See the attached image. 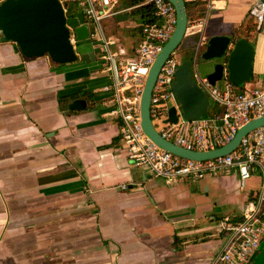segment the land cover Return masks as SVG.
Masks as SVG:
<instances>
[{"label": "crops", "instance_id": "1", "mask_svg": "<svg viewBox=\"0 0 264 264\" xmlns=\"http://www.w3.org/2000/svg\"><path fill=\"white\" fill-rule=\"evenodd\" d=\"M143 1L120 0L99 29L89 25L97 33L81 51L106 47L91 63L28 58L0 33V264H213L228 234L221 220H240L264 192L262 167L243 182L232 168L167 184L129 158L103 87L142 38ZM256 1L187 0L179 52L212 35L247 38L253 77L240 87L264 84ZM84 22L81 13L68 17L69 26ZM196 57H187L195 75L206 76L213 61Z\"/></svg>", "mask_w": 264, "mask_h": 264}, {"label": "built area", "instance_id": "2", "mask_svg": "<svg viewBox=\"0 0 264 264\" xmlns=\"http://www.w3.org/2000/svg\"><path fill=\"white\" fill-rule=\"evenodd\" d=\"M65 10L83 14L86 23L99 29L104 18L116 13L120 0H60ZM154 7L153 20L142 25V38L135 46L132 57L114 65L115 82L105 85L110 92L107 102L111 112L121 118L120 134L123 146L135 166L167 184L186 178L202 179L208 174L226 173L237 168L242 182L256 167L264 168V126L242 138L238 149L229 154L207 160H195L176 155L154 143L143 131L141 98L150 67L171 37L176 25V9L169 0H144ZM71 3L73 9L69 11ZM258 29L264 26V0H257L250 9ZM74 15V16H75ZM85 23V22H84ZM71 27V26H70ZM72 28V27H71ZM97 33L91 32L90 37ZM76 44V40H74ZM207 39L198 40L196 50L205 46ZM174 51L164 62L158 74L151 97L150 113L156 130L167 140L191 150H210L229 142L240 126L248 120L264 115V84L234 85L227 71L221 83L212 84L207 76L195 79L220 108L197 119L184 116L173 90L177 69L182 58ZM172 102V103H171ZM175 108L177 120L170 119V108ZM221 232L227 237L222 251L213 264H250L264 243V192L245 204L242 218L225 217L220 222Z\"/></svg>", "mask_w": 264, "mask_h": 264}, {"label": "water", "instance_id": "3", "mask_svg": "<svg viewBox=\"0 0 264 264\" xmlns=\"http://www.w3.org/2000/svg\"><path fill=\"white\" fill-rule=\"evenodd\" d=\"M169 1L176 9L177 20L171 37L151 65L146 78L141 98L143 131L158 146L185 158L207 160L229 154L239 148L245 135L264 126V115L248 120L240 126L229 142L210 150H191L176 145L164 138L152 122L151 97L158 74L167 58L179 48L189 21L187 0ZM0 33L2 41L15 42L22 54L28 58L48 55L54 62L60 64L77 60L91 63L97 61L101 53L99 47L84 52L81 48L78 49L77 42L90 38L91 28L87 23L71 28L65 4L60 0H2ZM73 39L76 40V44ZM254 57L255 47L249 39L212 35L205 43L200 61L203 63L213 61L212 70L206 73L212 84L221 80L224 71H227L230 81L236 86H241L253 77ZM173 90L186 118L197 119L209 113L212 107L211 98L195 79L193 60H182L177 69ZM170 119L177 120L174 107L170 108Z\"/></svg>", "mask_w": 264, "mask_h": 264}, {"label": "rangeland", "instance_id": "4", "mask_svg": "<svg viewBox=\"0 0 264 264\" xmlns=\"http://www.w3.org/2000/svg\"><path fill=\"white\" fill-rule=\"evenodd\" d=\"M69 2H70V0H68ZM71 13H68V17L70 18V17H72L71 15H70ZM79 13H78V11L76 12V15H78ZM70 26L71 27H73L72 26V23H70ZM92 38V37H91ZM82 43H80L79 44V48L78 49H89L90 47H91V45H90V43L89 42H87V41H81ZM98 46L97 47H99L100 49H101V52H102V50H105L106 49V47L104 46V44H102V43H99V44H97ZM197 45H198V41H196L195 42V44H194V49H193V51H186V52H184V54L182 55V53L181 52H179V50L178 49H180L181 48V44L179 45V48L177 49V51H178V55L182 58V60L183 59H185L184 57H190V56H193L194 55V51H195V56H197L196 58L197 59H199V60H201L200 59V56H201V53L205 50V46H200L199 47V49L198 50H196V47H197ZM114 49V48H113ZM112 49V50H113ZM108 52V51H107ZM188 59H192V58H188ZM193 63H194V61H193ZM105 65H107V62H105ZM249 82V81H248ZM217 83L218 84H220L221 83V81H217ZM212 102V101H211ZM172 103V102H171ZM212 105H213V103H212ZM260 250H261V252L262 253H260ZM260 250L258 251L259 253L256 255V257L253 259V261H251V263L250 264H264V245L260 248ZM263 254V255H262Z\"/></svg>", "mask_w": 264, "mask_h": 264}, {"label": "trees", "instance_id": "5", "mask_svg": "<svg viewBox=\"0 0 264 264\" xmlns=\"http://www.w3.org/2000/svg\"><path fill=\"white\" fill-rule=\"evenodd\" d=\"M143 0H132V4H136L139 3ZM188 5V4H187ZM74 5L71 3V7L69 9V11H71L73 9ZM137 12H139L140 15H142V17H144L145 19H147L146 21H150L153 20L154 18V7L150 4L148 5H143L140 8L137 9ZM71 16H74L75 13L70 12ZM68 15V14H67ZM185 59H188L187 57H184Z\"/></svg>", "mask_w": 264, "mask_h": 264}]
</instances>
